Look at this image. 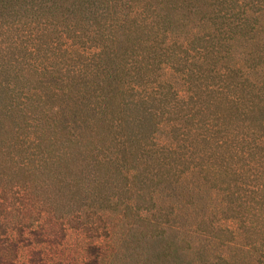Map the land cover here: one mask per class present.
<instances>
[{"label": "trees", "instance_id": "obj_1", "mask_svg": "<svg viewBox=\"0 0 264 264\" xmlns=\"http://www.w3.org/2000/svg\"><path fill=\"white\" fill-rule=\"evenodd\" d=\"M0 264H264V0H0Z\"/></svg>", "mask_w": 264, "mask_h": 264}]
</instances>
